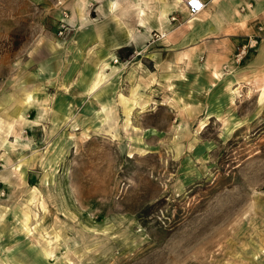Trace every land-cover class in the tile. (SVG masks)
<instances>
[{"label": "rangeland", "instance_id": "rangeland-1", "mask_svg": "<svg viewBox=\"0 0 264 264\" xmlns=\"http://www.w3.org/2000/svg\"><path fill=\"white\" fill-rule=\"evenodd\" d=\"M135 2L0 0V264H264V0Z\"/></svg>", "mask_w": 264, "mask_h": 264}, {"label": "crops", "instance_id": "crops-1", "mask_svg": "<svg viewBox=\"0 0 264 264\" xmlns=\"http://www.w3.org/2000/svg\"><path fill=\"white\" fill-rule=\"evenodd\" d=\"M143 1L144 0H136V2H135V4L138 7L137 14L139 16V24L140 25H144V15L146 13L145 8H144L145 4H144ZM156 1H157V4H158L157 5L158 8L155 10V13L153 11V15L157 16L160 19V23H159L160 27H162L163 30H166L168 28V26L172 24L170 19L167 17L168 10L171 9L172 5L176 6L177 5L176 3H180V2H183V1L182 0H170L172 2V4L169 7L162 5V2L165 1V0H156ZM114 6H115V2L111 1L110 7L113 8ZM205 9L206 8H204V10L200 14H203L206 11ZM232 12L235 13L236 9L235 8L232 9ZM195 17H199V15H196V16H194L192 18H195ZM162 18H163V20H162ZM180 29H181V27H178V29H176V30H180ZM166 31H170V29H167ZM174 31L175 30H173V32ZM95 54H96L95 58H94L95 60L91 61V63L93 64L94 68L92 70L93 76H92V79L90 81V84H91L92 80L94 79L96 71L100 70L102 67L105 66L106 69H104L103 73H104V75H106L108 69H111V71H112L114 69V67H115V66H113L114 63L112 62V59L116 58V56H115V51H113L112 49H110L109 51H106V52H100V53L96 52ZM102 54H104V56H101ZM90 84H89V88H90Z\"/></svg>", "mask_w": 264, "mask_h": 264}, {"label": "built area", "instance_id": "built-area-1", "mask_svg": "<svg viewBox=\"0 0 264 264\" xmlns=\"http://www.w3.org/2000/svg\"><path fill=\"white\" fill-rule=\"evenodd\" d=\"M184 6L186 8V11L189 16H194L197 13H199L205 6L206 2L205 0H185L184 1ZM172 18L175 19V16H172ZM60 32H62L60 30ZM155 35L157 38H160L164 36L163 32H155Z\"/></svg>", "mask_w": 264, "mask_h": 264}, {"label": "bare ground", "instance_id": "bare-ground-1", "mask_svg": "<svg viewBox=\"0 0 264 264\" xmlns=\"http://www.w3.org/2000/svg\"><path fill=\"white\" fill-rule=\"evenodd\" d=\"M183 1V3H184V1L185 0H182ZM205 8V7H204ZM204 8L199 12V13H197L196 15H198V14H200L203 10H204ZM196 15H194V16H196ZM193 16V17H194ZM116 60V58H113L112 59V61H115ZM102 66V65H101ZM104 69H106V67L104 66V67H102L100 70H98V71H96V73H95V76H94V79L92 80V82H91V84H90V88L89 89H91L92 91L93 90H96L100 85H101V81L103 80V78H104ZM114 69H115V67H114ZM113 69V70H114ZM215 76V75H214ZM236 90V89H235ZM27 98L28 99H30V96L28 95L27 96ZM29 226V225H28Z\"/></svg>", "mask_w": 264, "mask_h": 264}]
</instances>
